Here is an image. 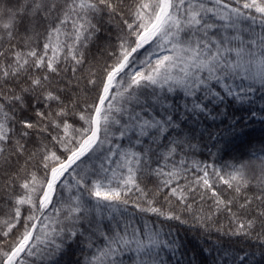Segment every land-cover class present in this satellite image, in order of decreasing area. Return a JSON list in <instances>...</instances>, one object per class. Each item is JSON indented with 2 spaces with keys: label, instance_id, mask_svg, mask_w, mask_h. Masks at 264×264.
<instances>
[{
  "label": "snow or ice",
  "instance_id": "snow-or-ice-1",
  "mask_svg": "<svg viewBox=\"0 0 264 264\" xmlns=\"http://www.w3.org/2000/svg\"><path fill=\"white\" fill-rule=\"evenodd\" d=\"M258 90L264 0H0V264H264Z\"/></svg>",
  "mask_w": 264,
  "mask_h": 264
},
{
  "label": "trees",
  "instance_id": "trees-1",
  "mask_svg": "<svg viewBox=\"0 0 264 264\" xmlns=\"http://www.w3.org/2000/svg\"><path fill=\"white\" fill-rule=\"evenodd\" d=\"M255 29L257 32L261 31V26L257 23L255 25ZM147 47V46H146ZM143 50H141V58L143 57ZM239 83V82H237ZM258 87V86H257ZM252 99L254 101L253 104L248 105L246 104V108H250L251 111L256 113V116L252 117L249 116L250 123L248 125V128L246 131L248 132V135L244 138V142L241 141L236 142V146L234 150H232L229 155L224 156L223 159H217L215 157H208L207 155L200 156L198 155L197 158L201 160H206L207 162H215L218 166L227 163H232L234 160H239L241 158H247L246 154L251 153L253 151H256L260 149L261 147H264V144L261 142L264 141V95L258 90L254 94H252ZM239 115V113H237ZM214 151V150H213ZM257 155H259V152L257 151ZM70 179V177H69ZM151 187V185H149ZM221 190L223 188L221 187ZM128 212L130 214H133L134 221H138L139 223H136L135 226L139 227L142 224L141 217L143 214H136L135 210L129 207ZM148 218V217H144ZM186 219H189V224L181 225L179 222L176 221H168L166 222V225L171 226L173 230V235L178 237L180 241H183L188 248H196L198 246H202L203 242L198 241V233L199 229L198 227L194 226L191 222L190 217L185 216ZM152 220H156L155 217H151ZM219 224H223L225 226V229L227 230L228 224L224 217H220L218 220ZM225 240L228 238L225 237ZM235 239V238H233ZM237 244H239V241H236ZM247 247V245H245ZM256 245L253 244V250H255ZM206 255V254H205ZM82 258L80 257V254L77 253L72 257V259ZM259 259V257H257ZM67 259V257L65 258ZM203 259V257H201ZM125 264H129V261L127 258H125ZM207 264H212V256L207 255Z\"/></svg>",
  "mask_w": 264,
  "mask_h": 264
}]
</instances>
